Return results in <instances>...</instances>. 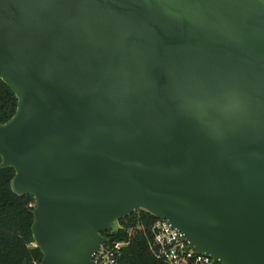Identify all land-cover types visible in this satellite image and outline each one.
<instances>
[{
    "label": "water",
    "instance_id": "obj_1",
    "mask_svg": "<svg viewBox=\"0 0 264 264\" xmlns=\"http://www.w3.org/2000/svg\"><path fill=\"white\" fill-rule=\"evenodd\" d=\"M0 80L39 264H91L139 210L264 264V0H0Z\"/></svg>",
    "mask_w": 264,
    "mask_h": 264
},
{
    "label": "trees",
    "instance_id": "obj_2",
    "mask_svg": "<svg viewBox=\"0 0 264 264\" xmlns=\"http://www.w3.org/2000/svg\"><path fill=\"white\" fill-rule=\"evenodd\" d=\"M16 98L0 80V122H7L16 111ZM11 169H0V264H39L42 254L34 246L31 234L34 200L31 196L13 194L10 182ZM156 221L151 214L139 210L125 219H119L120 228L105 232L110 241H129L122 251L119 264H163L156 260L147 245V236L136 230L137 225L147 226ZM129 231L131 234L129 235Z\"/></svg>",
    "mask_w": 264,
    "mask_h": 264
},
{
    "label": "built area",
    "instance_id": "obj_3",
    "mask_svg": "<svg viewBox=\"0 0 264 264\" xmlns=\"http://www.w3.org/2000/svg\"><path fill=\"white\" fill-rule=\"evenodd\" d=\"M136 230L147 236L148 250L163 264H218L207 256L196 254L188 246L183 235L167 221L156 219L146 229L142 225H137ZM107 240V243L101 244L93 253L91 264H119L122 251L129 241H110L108 238Z\"/></svg>",
    "mask_w": 264,
    "mask_h": 264
},
{
    "label": "rangeland",
    "instance_id": "obj_4",
    "mask_svg": "<svg viewBox=\"0 0 264 264\" xmlns=\"http://www.w3.org/2000/svg\"><path fill=\"white\" fill-rule=\"evenodd\" d=\"M134 213H132V214H134ZM128 216L124 217L123 219L127 218ZM118 222H119V220H117L116 222H114L113 225H112V227H111V229H109L107 232L111 233V232H114V231L118 230L120 228V224ZM34 246H35V244H34Z\"/></svg>",
    "mask_w": 264,
    "mask_h": 264
}]
</instances>
